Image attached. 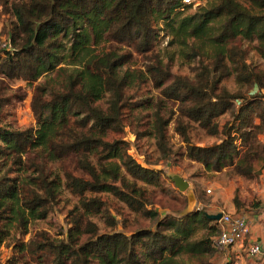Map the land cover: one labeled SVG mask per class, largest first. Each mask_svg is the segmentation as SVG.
Listing matches in <instances>:
<instances>
[{"label":"trees","instance_id":"1","mask_svg":"<svg viewBox=\"0 0 264 264\" xmlns=\"http://www.w3.org/2000/svg\"><path fill=\"white\" fill-rule=\"evenodd\" d=\"M194 5L193 12L185 13ZM1 15L9 20L2 24L0 75L32 85L45 74L63 70L64 63L79 65L57 90L33 86L34 127L0 124V159L19 165L24 155L39 150L42 160L30 161L37 169L30 183L44 191L39 194L29 190L30 183L0 177V221L14 216L24 225L28 217L46 216L61 182L47 177L45 160L70 156L84 174L63 173L65 187L80 196L68 212L69 228L63 236L40 234L41 241L31 238L21 249L42 264H179L181 255L198 258L215 252L218 223L207 216L211 213L196 208L159 214L149 207L153 196L146 186H160L162 171L136 162L121 139L111 138L122 130L124 111L148 106V99L131 100L127 93L137 78L123 68L131 53L118 54L111 44L145 54L164 32L171 37L169 43L190 45L193 57L203 53L190 78L173 77L160 62H148L144 68L162 87L161 96L176 103L174 129L182 136L186 158L206 172L228 169L251 180L259 174L257 166L264 167V142L259 138L264 132V70L247 61L241 42H256L253 48L264 60V0H0ZM105 43L107 48L101 45ZM228 78L234 82L232 89L224 84ZM161 104L155 105L150 127L134 135L153 137L164 150L170 118L161 116ZM132 115L139 125L141 117ZM191 125L214 141L194 143ZM87 191L111 194L152 226H138L128 234L97 231L89 216L100 214L112 226L117 220L101 197H85ZM233 203L237 213L246 215L257 208H244L236 194ZM5 232L0 227V233ZM226 264L234 263L229 258Z\"/></svg>","mask_w":264,"mask_h":264},{"label":"rangeland","instance_id":"2","mask_svg":"<svg viewBox=\"0 0 264 264\" xmlns=\"http://www.w3.org/2000/svg\"><path fill=\"white\" fill-rule=\"evenodd\" d=\"M195 7L196 5L192 6L185 13L193 12ZM0 19V40L4 42L5 30L2 28V24L3 20H9V17L1 15ZM169 40H171V37L164 36V32H161L153 50L145 54L132 52L130 48L123 44H111L116 48L118 54L131 53V61L123 66L130 73L137 74L136 80L127 90L131 100L148 99V106L137 109L133 113L128 110L123 112L122 130L118 133H112L111 138L121 139L122 143L128 147V154L133 156L136 162L162 171L160 186H146L149 193L153 196V204L148 206L157 209L159 214L163 212L180 214L185 210L196 208L206 209L209 213L239 212L236 211L233 203L235 194L238 200L243 202L244 208L251 207V203L255 202L256 194L259 192V190L252 189L253 185L251 183L254 181L258 187L262 186L259 177L256 178L257 180H248L233 174L228 169H223L216 173L206 172L200 165L185 156L182 136L174 129L176 115L172 111L176 109V103L167 101L161 96L160 90L162 87H158L149 73L145 71L144 64L160 62L163 67L169 70L173 77L177 75L190 78L195 74L199 59H203L204 56L201 53V57H193L190 45L181 47L174 42L169 43ZM196 43L195 40L189 41V44L192 45ZM255 43L241 42L242 47L247 50V61L264 70V60L253 48ZM3 45L4 43L0 44V46ZM101 45L104 48L108 47L107 43ZM61 66H63V70L45 74L32 85L19 78H7L0 75V124L4 127L20 129L34 127L36 121L30 106L33 86L35 84L45 86L47 92L57 90L74 68L79 67L78 64L73 63H64ZM224 84L230 89L234 87L232 78H228ZM99 103L104 104L103 101ZM157 103H162L160 105L162 108L160 110L161 116L164 119L170 118L169 123L165 126L167 144L164 150L158 148L153 137L140 136L137 138L134 135L135 130L142 132L150 127L152 112ZM135 112L141 117L139 125L136 119L132 118V114H135ZM189 135L191 140L199 145L214 141V138L206 136L195 125H191ZM39 153V150H31L22 157L19 165H11L10 162L6 163L1 158L0 177L6 175L20 182L30 183V178L37 176V169L30 164V161H33V158L41 161L42 157L39 156ZM8 167H11L12 170L9 171ZM43 170L47 177L61 182L56 189L55 200L44 218L28 217L24 225L19 223L14 216L9 217L5 221H0V227L6 229L5 233H0L1 236H4L1 238L3 240L0 241V264H42L39 263L36 256L32 257L22 250L21 246H25L31 238H36L38 241H41L43 237L61 238L69 228L68 220L70 217L68 212L74 205L78 204L80 196L71 193L65 187L63 173L72 172L76 176L84 174L76 167L73 158L70 156L59 161L45 160ZM175 175H179L188 181L189 186L185 190L180 191L175 187L171 180ZM128 178L132 181V178ZM139 184L143 185L141 182ZM35 185L30 183L29 190H37L38 193L40 192L39 194H43L44 191ZM258 187L257 189H259ZM84 195L85 197H101L110 215L117 220L115 226H112L100 214L89 216L90 220L96 224L99 232H109L115 229L128 234L138 226H152L153 224L151 220L131 212L124 203L109 193L87 191ZM27 216V214H24V218H27ZM3 224L6 225L3 226ZM236 245L231 248L236 247ZM228 256L211 252V254H205L198 258L181 255L178 260L179 264H226L230 258L234 264L237 263V258L234 254Z\"/></svg>","mask_w":264,"mask_h":264},{"label":"built area","instance_id":"3","mask_svg":"<svg viewBox=\"0 0 264 264\" xmlns=\"http://www.w3.org/2000/svg\"><path fill=\"white\" fill-rule=\"evenodd\" d=\"M217 223L218 232L212 241V246L216 253L228 256L230 248L236 244H241L249 233V222L245 213L221 212V217ZM246 252L252 258L264 255V250L256 241L247 245Z\"/></svg>","mask_w":264,"mask_h":264},{"label":"crops","instance_id":"4","mask_svg":"<svg viewBox=\"0 0 264 264\" xmlns=\"http://www.w3.org/2000/svg\"><path fill=\"white\" fill-rule=\"evenodd\" d=\"M261 141L264 142V132L259 135ZM259 177L261 180L262 186H257L256 182H252L253 190H259L256 194L255 202H252L251 205H257V208L252 210L250 214L246 215L249 222V233L243 240V243L237 244L236 247L231 248L229 255L234 254L237 258L236 264H264V255L257 257H250L247 255L246 247L250 242L256 241L261 245L262 250H264V167L259 168ZM255 177L251 180H257ZM255 184V187H254ZM259 189H257V187ZM252 207V206H251ZM229 257V256H228Z\"/></svg>","mask_w":264,"mask_h":264},{"label":"water","instance_id":"5","mask_svg":"<svg viewBox=\"0 0 264 264\" xmlns=\"http://www.w3.org/2000/svg\"><path fill=\"white\" fill-rule=\"evenodd\" d=\"M171 180L173 181L175 187H177L180 191L185 190L189 186L188 181L179 175L173 176ZM207 216L211 219L218 220L221 217V212L207 214Z\"/></svg>","mask_w":264,"mask_h":264}]
</instances>
